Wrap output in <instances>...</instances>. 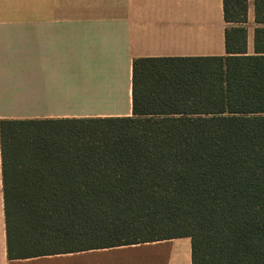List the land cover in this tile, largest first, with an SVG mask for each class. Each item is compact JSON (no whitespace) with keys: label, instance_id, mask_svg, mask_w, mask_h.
Returning a JSON list of instances; mask_svg holds the SVG:
<instances>
[{"label":"trees","instance_id":"16d2710c","mask_svg":"<svg viewBox=\"0 0 264 264\" xmlns=\"http://www.w3.org/2000/svg\"><path fill=\"white\" fill-rule=\"evenodd\" d=\"M222 0L224 55L138 57L127 116L0 119L8 259L187 236L264 264V0Z\"/></svg>","mask_w":264,"mask_h":264},{"label":"crops","instance_id":"0c3cea01","mask_svg":"<svg viewBox=\"0 0 264 264\" xmlns=\"http://www.w3.org/2000/svg\"><path fill=\"white\" fill-rule=\"evenodd\" d=\"M253 53V0H246ZM222 0H0V119L127 116L138 57L224 55ZM0 264H191L187 236Z\"/></svg>","mask_w":264,"mask_h":264}]
</instances>
